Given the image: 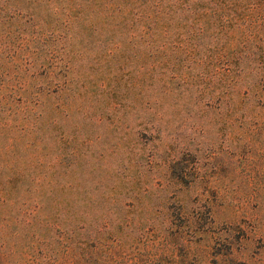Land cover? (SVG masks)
Here are the masks:
<instances>
[{
  "label": "rangeland",
  "instance_id": "1",
  "mask_svg": "<svg viewBox=\"0 0 264 264\" xmlns=\"http://www.w3.org/2000/svg\"><path fill=\"white\" fill-rule=\"evenodd\" d=\"M82 1L0 0V264H264V92L247 61L204 111L217 64L144 49Z\"/></svg>",
  "mask_w": 264,
  "mask_h": 264
},
{
  "label": "trees",
  "instance_id": "2",
  "mask_svg": "<svg viewBox=\"0 0 264 264\" xmlns=\"http://www.w3.org/2000/svg\"><path fill=\"white\" fill-rule=\"evenodd\" d=\"M81 4L85 12L107 14L114 18L121 28L126 29L121 35L132 31L142 39L140 45L144 49L151 46H155L156 50L177 48L181 54L190 56L195 66L217 64L212 78H217L222 84L218 89L213 85L214 91L206 93L207 100L201 101L204 111L218 107L224 97L238 89L240 75L235 76V73L242 59L247 61L250 73L254 75L249 81L253 82L256 93L264 92V39L252 32L264 20V17L256 19L252 15L258 8L264 7V0H86ZM172 20L190 23L186 28L181 27L180 35L186 38L174 46L162 40L171 34L169 22ZM200 36L208 37V43L199 39ZM221 38H225L227 46L234 41L230 46H238L236 54L227 51L217 54L214 51L215 57L201 56L205 47L209 51L217 49ZM235 42L237 45H234ZM165 62L169 63L170 58L167 57ZM248 86L247 82L244 89L238 91L243 97L250 93L249 90L252 93L253 87L248 89ZM201 96L204 93L199 91L198 98H203Z\"/></svg>",
  "mask_w": 264,
  "mask_h": 264
}]
</instances>
